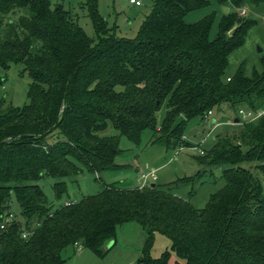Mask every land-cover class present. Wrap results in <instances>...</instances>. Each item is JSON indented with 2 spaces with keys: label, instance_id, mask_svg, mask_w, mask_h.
I'll use <instances>...</instances> for the list:
<instances>
[{
  "label": "trees",
  "instance_id": "obj_1",
  "mask_svg": "<svg viewBox=\"0 0 264 264\" xmlns=\"http://www.w3.org/2000/svg\"><path fill=\"white\" fill-rule=\"evenodd\" d=\"M151 1L138 36L124 39L111 32L98 0H85L93 39L61 5L0 0V85L1 73L15 63L32 79L26 106L0 101V219L11 214L15 195L27 221L25 229L14 222L0 230V264H67L64 252L77 243L102 256L129 222L148 233L142 264H172L173 256L174 264H264V115L244 120L240 114L264 111V58L252 75L245 64L228 75L231 55L257 25L242 10L260 8L264 0H215L233 8L215 40L212 17L185 21L208 0ZM224 104L239 114V131L234 139L219 137L197 158L206 168H221L225 181L202 210L154 184L105 185L97 196L50 206L38 185L43 175L59 179L60 199L68 192L65 180L84 169H123L116 164L122 136L139 145L151 130L153 144L187 146V122L206 120ZM179 117L186 121L172 133ZM110 127L119 135H104ZM55 133L61 137L53 141ZM25 231L30 238H23ZM156 233L172 243L159 258L151 256Z\"/></svg>",
  "mask_w": 264,
  "mask_h": 264
},
{
  "label": "rangeland",
  "instance_id": "obj_2",
  "mask_svg": "<svg viewBox=\"0 0 264 264\" xmlns=\"http://www.w3.org/2000/svg\"><path fill=\"white\" fill-rule=\"evenodd\" d=\"M49 1L53 8L61 5L71 12L87 35L90 38H96L93 23L83 6L85 0ZM140 1L142 6L132 5L130 0H98L100 15L107 20L111 32H115L119 38L134 39L138 36L152 8L151 0ZM208 1L210 3L207 7L189 12L185 21L193 24L212 17L210 38L215 40L222 17L231 13L233 8L230 5H220L215 0ZM19 17L17 13L16 20ZM247 18L256 20L257 25L249 31L244 46L231 55L228 75L233 74L242 64L246 65L248 75H252L255 69L261 70V60L264 58V5L250 10ZM39 46L40 43H37L34 52L38 51ZM1 76L4 82L0 85V101L6 106L15 108L26 106L29 103L32 79L25 71V66L21 63L12 64L8 71L1 73ZM164 115L163 108L157 116L159 126L162 124ZM237 115L239 114L229 104H224L220 109H215L206 120L200 117L190 119L184 129V141L189 144L188 147L182 144L173 147L153 144L151 130L144 132L139 145L122 136L120 137L122 152L117 157L116 164L124 168L117 171H105L101 174L84 169L81 174L65 180L68 192L60 199L57 198L55 191V184L60 181L59 179L43 175L38 185L43 189L48 204L58 206L66 205L70 201L79 202L84 197L97 196L103 191L105 185L119 184L125 188H135L138 186L141 175L156 171L158 180L152 184L168 190L190 202L196 209L202 210L207 206L212 194L225 186V181L221 168H206L198 163L197 158L201 156L200 151L208 153L219 137L235 138L234 134L238 133L240 124ZM215 121L218 123L214 125ZM103 134L119 135L112 127ZM57 135L61 137L55 133V136L51 137L54 138L53 141ZM236 139L238 141V137ZM199 173L202 175L195 182H183L184 179L196 178ZM10 213L15 217L16 223L25 229L27 221L22 215L21 206L15 195L11 198ZM36 225L35 220L31 227L35 228ZM147 241V231L139 223L129 222L118 227L115 240L106 244L102 256L84 247L82 249L71 247L64 252V258L67 264H142L140 259ZM171 245L167 237L156 233L153 238L151 256L161 257L164 252L171 251ZM175 259L173 256L172 264Z\"/></svg>",
  "mask_w": 264,
  "mask_h": 264
},
{
  "label": "built area",
  "instance_id": "obj_3",
  "mask_svg": "<svg viewBox=\"0 0 264 264\" xmlns=\"http://www.w3.org/2000/svg\"><path fill=\"white\" fill-rule=\"evenodd\" d=\"M130 3L132 5H136V6H142V2L140 0H130ZM249 8L248 7H245L243 10H242V14L241 15H246L248 12H249ZM240 114L242 115V118L244 120H247V119H252V120H256L260 117H262L264 115V111L263 112H259V113H246L245 111H241ZM212 115V112H209V116ZM201 155H205V152L204 151H200ZM158 180V177H157V174H156V171H153L149 174H143L141 175L139 181H138V187L140 189H145L147 187H150L152 186V182H156ZM67 206L71 205V202H68L66 203ZM16 222L15 221V217L13 216V214H9V215H5L3 217H1L0 219V230H6L8 227H10L12 225V223ZM23 238L24 239H28L30 238V236L32 235L31 232H23ZM75 247H77L78 249H82L83 246L81 244H76Z\"/></svg>",
  "mask_w": 264,
  "mask_h": 264
},
{
  "label": "water",
  "instance_id": "obj_4",
  "mask_svg": "<svg viewBox=\"0 0 264 264\" xmlns=\"http://www.w3.org/2000/svg\"><path fill=\"white\" fill-rule=\"evenodd\" d=\"M235 32V29H233L231 32H230V36H232ZM186 121V118L185 117H179L177 118L175 124L173 125L172 127V130L171 132L173 133L178 127H180L184 122Z\"/></svg>",
  "mask_w": 264,
  "mask_h": 264
},
{
  "label": "crops",
  "instance_id": "obj_5",
  "mask_svg": "<svg viewBox=\"0 0 264 264\" xmlns=\"http://www.w3.org/2000/svg\"><path fill=\"white\" fill-rule=\"evenodd\" d=\"M216 123H218V121H215V122H214V125H215ZM137 184H138V183H137ZM136 187H137V186H136ZM76 248H77V247H76Z\"/></svg>",
  "mask_w": 264,
  "mask_h": 264
}]
</instances>
